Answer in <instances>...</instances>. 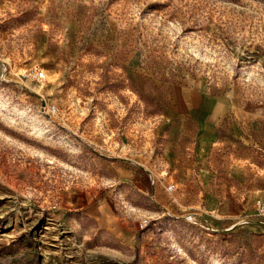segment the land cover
Wrapping results in <instances>:
<instances>
[{"label": "rangeland", "instance_id": "rangeland-1", "mask_svg": "<svg viewBox=\"0 0 264 264\" xmlns=\"http://www.w3.org/2000/svg\"><path fill=\"white\" fill-rule=\"evenodd\" d=\"M198 85L251 120L211 192L161 159V115ZM259 199L264 0H0V264H264Z\"/></svg>", "mask_w": 264, "mask_h": 264}, {"label": "crops", "instance_id": "crops-1", "mask_svg": "<svg viewBox=\"0 0 264 264\" xmlns=\"http://www.w3.org/2000/svg\"><path fill=\"white\" fill-rule=\"evenodd\" d=\"M246 117L234 101L207 85L177 87L158 127L164 134L163 166L187 192L197 190L194 184L198 180L206 192L226 186L218 176H231L237 161L248 157V126L239 129L232 121L245 124L251 121Z\"/></svg>", "mask_w": 264, "mask_h": 264}, {"label": "built area", "instance_id": "built-area-1", "mask_svg": "<svg viewBox=\"0 0 264 264\" xmlns=\"http://www.w3.org/2000/svg\"><path fill=\"white\" fill-rule=\"evenodd\" d=\"M22 78L30 81H38V82H43L46 81L47 75L46 72L43 71L42 69L38 67H34L31 69H27L22 73ZM53 110L55 109V106L53 105ZM176 188V184L172 183L169 184L167 189L169 191H173ZM256 210L260 216L264 217V200H257L256 202Z\"/></svg>", "mask_w": 264, "mask_h": 264}]
</instances>
